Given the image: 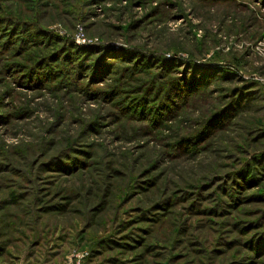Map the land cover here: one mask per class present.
I'll list each match as a JSON object with an SVG mask.
<instances>
[{
  "label": "rangeland",
  "instance_id": "rangeland-1",
  "mask_svg": "<svg viewBox=\"0 0 264 264\" xmlns=\"http://www.w3.org/2000/svg\"><path fill=\"white\" fill-rule=\"evenodd\" d=\"M264 264V0H0V264Z\"/></svg>",
  "mask_w": 264,
  "mask_h": 264
},
{
  "label": "built area",
  "instance_id": "built-area-1",
  "mask_svg": "<svg viewBox=\"0 0 264 264\" xmlns=\"http://www.w3.org/2000/svg\"><path fill=\"white\" fill-rule=\"evenodd\" d=\"M89 254L88 250H81L78 252L73 253L66 264H82V258L86 257Z\"/></svg>",
  "mask_w": 264,
  "mask_h": 264
}]
</instances>
